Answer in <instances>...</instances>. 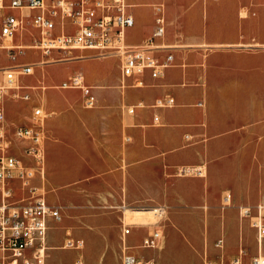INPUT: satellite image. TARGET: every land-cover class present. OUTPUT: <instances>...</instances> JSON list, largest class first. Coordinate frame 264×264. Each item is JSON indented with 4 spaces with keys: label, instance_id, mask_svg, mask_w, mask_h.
<instances>
[{
    "label": "crops",
    "instance_id": "crops-1",
    "mask_svg": "<svg viewBox=\"0 0 264 264\" xmlns=\"http://www.w3.org/2000/svg\"><path fill=\"white\" fill-rule=\"evenodd\" d=\"M127 2L133 23L125 27L124 39L131 45H140L152 33L154 5H162L163 33L154 36L152 44L170 46L151 51L162 57L166 50H170L173 62L157 76L151 75L148 69L139 74L121 75L120 59L114 53L94 55L82 52V49H73L66 57L40 59V55L47 54L41 48L30 46L39 36L38 28L29 22L36 9L8 6L2 9V13L24 15V26L11 36L13 44L22 46L16 56L24 55L15 61L16 56L11 59L2 49L0 55L5 60L0 67L34 62L33 68L37 67L34 77L41 75V79L47 81V87L42 92L37 89V96L31 98L28 81L20 77L29 73H19L15 81L17 87L7 88L1 101L9 135L14 124L32 122L34 106L45 110L42 118L46 131L45 167L42 175L36 172L34 177L36 184L45 177V199L58 206L60 212L59 219L49 217L47 220L45 258L50 264H76V261L81 264H114L111 258L116 255L115 264H120L121 217L130 219L121 206L164 203L171 208V222L163 226L159 244L156 247L140 245L142 237L152 227L148 218L131 224L124 235L131 252L152 256L154 264H164V260L175 255L177 249H183L185 260L192 258L195 262V256L188 247L196 246L201 249V264H206L209 259L217 264H231L233 255L239 256L241 264H250L251 256L257 252L255 231L248 218L239 214L238 206L264 202V192L257 196L256 191V184L264 179L259 154V146L264 144V95L255 93L256 82L264 78V51L256 47L264 44V0ZM212 31H223L225 35H210ZM253 40L259 44H236ZM222 42L231 44H218ZM231 45L248 47L232 51L227 47ZM26 50L34 51L37 56ZM222 50L243 56L236 63V68L249 72L227 76L228 70L221 63ZM108 57L116 58V72L108 67ZM86 59H95L97 67L80 69L74 66V62ZM51 60L54 61L47 63L45 70L40 72L36 63ZM259 66L260 70L254 71ZM77 71L82 74L83 81L91 85L95 96L92 105L84 104L80 87L60 84ZM0 72L1 77V69ZM136 77L142 79L141 83H135ZM227 81L237 86L247 83L248 104L238 108L225 107L222 86ZM236 91L243 93L245 90ZM24 92L28 93L27 98L21 96ZM167 93L173 95V104L151 105L156 96ZM7 98L13 101L11 106L5 104ZM30 100L33 104L31 114H28ZM130 103H137L133 112L126 110L125 105ZM154 113L158 114V121L153 120ZM231 116H241L244 120L229 124ZM250 116L252 118L248 119ZM26 143L27 139L13 137L9 151L25 163H33L32 157L23 150ZM229 148H234L230 155ZM186 164L203 165L204 176V171L188 177L176 175V167ZM8 183L14 194L23 191L17 178H9ZM47 183L51 187L48 192ZM225 187L232 190L234 199V206L228 207L232 210V221L227 235L225 210L220 225L217 210L211 211L206 214L203 229L201 222V245L197 246L182 232L172 215L186 220L195 216L202 221V209H216L218 198L222 208L230 204L231 191L223 190ZM225 191L230 193V198L228 203L223 204L222 194ZM49 193L54 194L51 199ZM183 206L194 208V214L182 216L173 210ZM236 209L240 217L239 226ZM243 221L252 228L255 240V250L249 253L243 240ZM51 222H60L61 231L53 233ZM208 222L213 230L210 241ZM174 227L179 229L183 238ZM134 228L139 232L130 240L129 234ZM171 229V233L175 232L184 245L177 249L171 245L170 251L167 247ZM68 237L82 238L83 244L80 247L65 246L64 241ZM218 237L222 238L220 245L214 243ZM209 243L218 250H210ZM64 248L76 249L78 253L66 260L56 258V250ZM260 250L264 253V241Z\"/></svg>",
    "mask_w": 264,
    "mask_h": 264
},
{
    "label": "built area",
    "instance_id": "built-area-1",
    "mask_svg": "<svg viewBox=\"0 0 264 264\" xmlns=\"http://www.w3.org/2000/svg\"><path fill=\"white\" fill-rule=\"evenodd\" d=\"M127 0H0V51L4 49L11 59L21 51L22 46L13 44L11 36L25 24L22 14L11 12L2 13L5 6L35 8L30 15L29 22L39 30V36L30 44L31 47L41 48L44 54L52 49L86 48L94 55L114 53L119 56L121 75L139 74L148 69L153 76L159 75L163 68L173 62V54L166 50L162 57L153 53L151 49L169 47L170 45H153L152 39L161 35L164 29V15L161 3L154 5V29L140 45L128 44L124 39L125 27L133 23V15L128 9ZM25 14V13H24ZM53 29H56L53 31ZM34 62H19L0 67V264H50L47 262L45 241L48 218H60L59 208L46 201L44 191L38 190L39 184L31 183L35 173L44 171V154L42 139L45 136L43 111L40 106H34V119L29 124H14L9 135L6 131L4 109L1 105L2 96L7 88L17 87L16 77L19 73H30ZM140 77L135 83H141ZM62 86L80 87L83 92V102L92 105L95 96L89 84L83 81L80 72H74L64 79ZM27 98L28 93L21 94ZM174 103L173 95L167 93L156 96L151 105L166 106ZM201 103V101H197ZM137 103L126 104V110L133 112ZM157 113L153 120L158 121ZM13 137L27 139L23 150L29 154L33 163H25L19 156L9 151ZM128 138V136H125ZM177 172L186 171L185 165H179ZM190 171L195 174L203 172L202 165L193 164ZM17 178L23 191L14 194L9 178ZM230 193L222 194V203H228ZM128 205L123 204L124 211ZM139 206H148L151 216L148 220L152 227L144 235L140 245L156 247L163 233L161 220L166 215V205L156 203ZM241 216L247 217L249 224L254 228L257 252L250 258V264H264V253L260 250L264 241V202L238 206ZM138 221L121 217V256L120 264H154V257L136 255L129 250V244L124 235L129 231L131 224ZM222 238L215 240L220 245ZM82 238L68 237L64 245L80 247ZM27 249V251H26ZM241 251V250H240ZM231 264H241L238 255H233ZM76 264H81L76 261ZM206 264H217L215 260H207Z\"/></svg>",
    "mask_w": 264,
    "mask_h": 264
},
{
    "label": "rangeland",
    "instance_id": "rangeland-1",
    "mask_svg": "<svg viewBox=\"0 0 264 264\" xmlns=\"http://www.w3.org/2000/svg\"><path fill=\"white\" fill-rule=\"evenodd\" d=\"M210 35H214V36H223L225 35V32L223 31H215V32H210ZM26 39V37H25ZM218 44H231V43H228V42H222V43H218ZM236 44H245V45H257L259 44L258 41L256 40H253V41H250V42H247V43H242V42H239V43H236ZM230 50L232 51H237L239 50L240 48L239 47H248V46H240V45H231V46H227ZM258 49H260L261 51H264V44H260L258 46H256ZM73 49H82V52H87V54H91L92 51L90 49H86V48H66V49H57L54 48L53 51L51 52V55H40L38 58H42L44 60L46 59H56V58H61V57H66L68 56V54H71L69 53L71 50ZM70 50V51H69ZM76 51V50H74ZM26 52L28 53H31L32 56H37L35 54L34 51H31V50H26ZM221 54V59H222V64H224V66L226 67V70H228V74L226 73L227 76H232L234 77L235 75H239L240 73L242 72H249L247 69H244L242 72L239 68H236V63L238 61H240L242 59L243 56L241 55H234L232 54V52H225V51H221L220 52ZM24 54H19L18 56H16L15 58V61H19V59H21L23 57ZM5 60L4 56L3 55H0V63H2L3 61ZM54 60H51V61H47V62H39V63H36L39 68H40V72L41 70H45V67L47 65V63L49 62H52ZM8 61H6L5 63H7ZM115 62H116V58L115 57H108L107 59V65L108 67L110 68V70H112L113 72H116L117 71V68L115 66ZM74 66H77L78 68L80 69H83L85 68V66H88V67H97V62L95 59H86L85 61H79V62H74ZM37 67L33 68V70L28 74H22L20 77H21V80L23 81H28V84H29V90L31 91V98H34L35 96H37L35 93V91L38 89L39 92H42L43 89H45L47 87V81L41 79V75H37V77H34V75L37 74ZM260 70V66L257 68L255 67L254 68V71H259ZM251 71V70H250ZM1 74V72H0ZM33 76V79L31 80V76ZM31 80V81H29ZM56 87V86H55ZM237 89H241V90H245L243 93H236ZM249 89L247 83H243L241 84L240 86H237L236 84H233L229 81L225 82L222 86V90H223V95L225 97V107L227 109H230V107H234V108H238V107H241L243 105H246L248 104V99L250 98L249 96V93L247 92ZM256 91L255 93L257 94H262L264 95V78H260L258 82H256ZM247 92V93H246ZM31 101V100H30ZM5 104L8 105V106H11L13 104V101L9 98L5 99L4 100ZM30 105H29V112L28 114H31V106L33 104V101L29 102ZM43 113L45 114V110L43 109ZM28 116V115H27ZM26 117H24L25 119ZM252 118L251 116L248 117V119ZM23 119V120H24ZM241 120H244L241 116H231L228 123H234V122H239ZM47 135V134H46ZM45 139H46V136L43 138V140L41 141V144L43 145V151L45 152ZM234 148H229V151H228V155H230L234 150ZM231 152V153H230ZM44 154V153H43ZM259 154H260V157H261V163L260 165L263 166L261 167V169L264 168V144L263 145H260L259 146ZM45 156V154H44ZM230 157V156H229ZM229 162H232L231 160H228ZM229 164V163H228ZM179 166V165H178ZM178 166L176 167V170H175V174L176 175H182V176H192V175H195L192 171H190V167L192 166L191 164H186L185 165V169H187L185 172L182 171V172H177V168ZM45 167V166H44ZM202 169H203V165H202ZM204 173L202 176H204L205 174V170H203ZM44 181H45V177L43 180H40L39 182V188L38 190H42L45 192L46 190V187L44 185ZM37 181H35V177L32 178L31 180V183H34L36 184ZM38 185V184H36ZM50 185H48L47 183V192L49 191L50 189ZM230 190L231 191V195H232V198H231V201H230V204L229 205H226L222 208V206L220 205V202H219V198L218 200L215 202L216 203V209L215 207H208L207 209H202L203 213H202V221L201 219L199 220L198 218H196L195 216L191 217V218H188L187 220L181 216H178L176 214H173V219L177 222V224L180 226V228L183 230L182 232L197 246L201 245V236H202V230H201V222H202V229L206 226V214H208L209 212L211 211H214V210H217L218 212V217H219V225H220V222H221V219H222V216H223V213H224V210H225V234L227 235V229L230 225V222L232 221V210L230 208H228L229 206H234V199H233V192L232 190L229 188V187H225L223 190ZM264 179L259 181L257 184H256V191H257V196H260L263 194L264 192ZM52 196H54V194L52 193H49L48 194V197L49 199L52 198ZM256 196V197H257ZM251 201V200H250ZM141 204H130L128 205L127 207H125V211H126V214L128 216V218L132 219V220H135L134 218V213L137 212L138 209L140 208H145V209H148V206H139ZM227 207V208H226ZM237 207V206H236ZM226 208V209H225ZM174 211L178 212L180 215L182 216H190V215H193L194 212H195V209L194 208H189L187 206H183V207H175L173 209ZM170 211H171V208L166 205V215L164 217V219L161 220L162 222V226H166L168 223L171 222V216H170ZM133 214V215H132ZM146 216H145V220L146 219H150V217L152 218V214L151 212L148 213L146 212L145 213ZM236 214H237V226H239V219L240 217L238 216V213H237V209H236ZM52 223V226H51V229L53 231V233H58L61 231V225H60V222H51ZM174 225V224H173ZM177 226V225H175ZM171 228V227H170ZM176 228V227H174ZM136 228H134V230L129 234V238L130 240H133V238L135 237V235L138 234L139 230H135ZM176 230L179 232L180 236L183 238L181 232L179 231V229L176 228ZM172 232V229L170 230V237H169V240H168V247H167V250H170L171 251V245H174L177 248L179 247H182L184 244L182 242V240L178 239L177 236H176V233ZM213 230H212V224L210 222H208V238H209V241L211 240V234H212ZM242 232H243V240H244V243L246 244L247 246V249H248V253L251 252V251H254L255 250V240H254V236H253V230L252 228H250L246 221H243V227H242ZM174 241V243L172 244V242ZM191 245V244H189ZM208 247V245H207ZM202 248V247H201ZM189 250H192V253L194 254V260L196 259V261L194 262L192 258H188L185 260V257L183 255V249H177L176 252L174 253L175 255H171L170 257H168V260L166 258V260H164V264H182L184 261V264H201V249L200 247H196L193 248L192 246H189L188 247ZM209 249L210 250H214V251H217L218 249L215 248L214 246H212V244L209 243ZM143 251H151L150 249H142ZM56 258L58 257L59 258H62V259H70L72 257H74L77 253H78V250L76 249H73V248H64V249H57L56 250ZM168 252H165V254H167ZM191 257V256H190ZM169 261V262H168ZM111 262L115 264L116 262V255L113 256L111 258Z\"/></svg>",
    "mask_w": 264,
    "mask_h": 264
},
{
    "label": "bare ground",
    "instance_id": "bare-ground-1",
    "mask_svg": "<svg viewBox=\"0 0 264 264\" xmlns=\"http://www.w3.org/2000/svg\"><path fill=\"white\" fill-rule=\"evenodd\" d=\"M187 170V169H186ZM146 212L150 213L151 210L148 208V209H145V208H140L137 210L136 213H134V218L135 220L137 221H145V216H146ZM133 215V214H132Z\"/></svg>",
    "mask_w": 264,
    "mask_h": 264
}]
</instances>
